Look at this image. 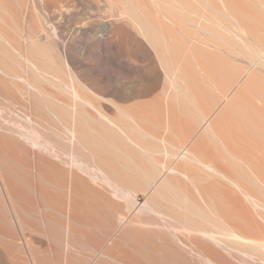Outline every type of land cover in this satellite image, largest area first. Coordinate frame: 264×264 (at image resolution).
<instances>
[{
    "label": "bare ground",
    "instance_id": "6f19581e",
    "mask_svg": "<svg viewBox=\"0 0 264 264\" xmlns=\"http://www.w3.org/2000/svg\"><path fill=\"white\" fill-rule=\"evenodd\" d=\"M3 261L264 264V0H0Z\"/></svg>",
    "mask_w": 264,
    "mask_h": 264
},
{
    "label": "rangeland",
    "instance_id": "374dc122",
    "mask_svg": "<svg viewBox=\"0 0 264 264\" xmlns=\"http://www.w3.org/2000/svg\"><path fill=\"white\" fill-rule=\"evenodd\" d=\"M242 58H244V59H245V57H243V56H240V57H239V61H243V62H244V61H246V60H247V59H246V60H243ZM0 264H12V263H10V262H8V261H5V262L3 261V262H0ZM28 264H39V263H35V262H29Z\"/></svg>",
    "mask_w": 264,
    "mask_h": 264
}]
</instances>
